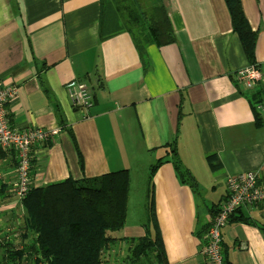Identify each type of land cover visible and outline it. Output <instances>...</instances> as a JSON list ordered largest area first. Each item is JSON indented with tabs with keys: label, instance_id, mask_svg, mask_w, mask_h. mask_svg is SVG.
Wrapping results in <instances>:
<instances>
[{
	"label": "crops",
	"instance_id": "crops-1",
	"mask_svg": "<svg viewBox=\"0 0 264 264\" xmlns=\"http://www.w3.org/2000/svg\"><path fill=\"white\" fill-rule=\"evenodd\" d=\"M162 1L176 40L163 47L149 45L142 59L128 33L100 42V0H0V82L17 87L9 106L13 126L59 130L51 145L33 147L34 186L130 171L123 229L133 227L126 238L144 236L138 215L148 199L149 167L164 154L161 147L179 134L183 163L204 191L203 208L167 162L154 176L156 215L168 264H207L201 247L214 216L211 207L219 210L225 199L227 177L255 171L264 182V128L255 126L245 86L236 78L250 64L233 32L226 1ZM242 3L258 32V85L264 92V0ZM40 73L72 134L62 129ZM75 80L94 92L88 115L69 97L67 85ZM209 154L221 162L216 170L207 162ZM17 161L14 150L0 151L3 235L21 206L10 190L17 180ZM131 209L134 220L128 222ZM236 215L249 221L223 228L222 245L232 264H264L259 227L264 204L247 205Z\"/></svg>",
	"mask_w": 264,
	"mask_h": 264
},
{
	"label": "trees",
	"instance_id": "trees-1",
	"mask_svg": "<svg viewBox=\"0 0 264 264\" xmlns=\"http://www.w3.org/2000/svg\"><path fill=\"white\" fill-rule=\"evenodd\" d=\"M150 1L149 9H145L139 0H100V42L128 33L142 59L149 45L163 47L174 43L175 32L163 1ZM225 1L233 32L239 36L249 64L259 68L256 59L258 32L251 27L242 0ZM39 78L42 89L54 100L62 129L72 134L44 75L40 73ZM258 81L251 89L244 85L243 94L250 103L255 126L264 128V92ZM178 136L173 143L161 147L164 154L149 167V222L144 236L129 239L133 244L128 256L130 264H143L144 260L154 264H168L155 205L154 176L160 167L164 163H172L179 181L188 185L196 196L200 193L199 181L180 156ZM47 144L51 145V142ZM206 159L212 170L219 168L221 162L216 154H209ZM79 163L83 169L80 153ZM34 164L33 159L32 180ZM130 184L131 175L127 169L79 180L70 177L45 186H34L32 183L21 201L26 216L23 223L19 224V235L22 233L26 242L32 238V242L20 249L8 239H0V242L6 243V252L0 255V264H104L106 253L122 239L114 233L122 231L126 225ZM211 212L214 216L218 212L215 206L211 207ZM238 221L249 220L236 214L231 216L230 222ZM259 227L264 236V222ZM223 253L225 263L232 264L228 250L224 247Z\"/></svg>",
	"mask_w": 264,
	"mask_h": 264
},
{
	"label": "built area",
	"instance_id": "built-area-1",
	"mask_svg": "<svg viewBox=\"0 0 264 264\" xmlns=\"http://www.w3.org/2000/svg\"><path fill=\"white\" fill-rule=\"evenodd\" d=\"M238 79L247 89H251L262 72L259 68L248 66L237 72ZM259 78V79H258ZM69 97L75 108L88 115L94 106V92L91 86L81 80L67 85ZM17 87L0 82V151L14 150L18 165L15 194L20 200L28 193L33 164V147L41 142L53 140L59 130H48L40 127L20 129L11 123L10 103L15 99ZM226 196L212 218L207 232L206 241L201 248L207 264H226L223 253V227L231 216L246 205L264 204V182L259 181L255 171L233 174L226 180Z\"/></svg>",
	"mask_w": 264,
	"mask_h": 264
},
{
	"label": "rangeland",
	"instance_id": "rangeland-1",
	"mask_svg": "<svg viewBox=\"0 0 264 264\" xmlns=\"http://www.w3.org/2000/svg\"><path fill=\"white\" fill-rule=\"evenodd\" d=\"M140 3L144 6L145 9H149L150 6V0H139ZM252 66V65H249ZM248 67V66H247ZM246 68V67H245ZM257 68V67H256ZM260 68V67H259ZM244 69V68H242ZM240 69V70H242ZM261 69V68H260ZM262 72V71H261ZM261 78V76H260ZM259 79V78H258ZM264 110V107H263ZM45 129V128H44ZM45 142H52V140L49 141H45ZM45 142H41V143H45ZM33 155V159H35V154L34 152L32 153ZM17 180H15L12 184H11V194H13L14 196H16V198L19 200V202H21L22 200H20V197L17 196V194H15V184H16ZM198 198V203L200 205V208H203V201H204V191L202 190V188H200V193L197 195ZM263 204V203H262ZM19 205V204H18ZM13 214L16 216V220L13 221V224L9 227L11 230L9 231H5L7 235H3L0 233V239H8L9 242H11V244H13L15 247H21L25 248V246L27 245V243L29 244L30 242H32V238H30L27 242L24 237V235L22 233H20L19 235V228L20 225L23 223V218L26 216V210L25 208L21 205L18 206ZM259 205V204H258ZM247 206V205H246ZM148 207H149V199L146 198V205L145 207L141 210V214L140 216L138 215V219L139 222L141 223L143 230L146 229V225L149 222V215H148ZM245 207V206H243ZM241 207L240 209H238L234 214H238L239 211L243 208ZM133 209L130 210V215H129V221L128 222H132L134 220V214H133ZM218 211V210H217ZM233 214V215H234ZM214 217V216H213ZM137 219V220H138ZM212 221V220H211ZM230 222V220H229ZM228 222V223H229ZM227 223V224H228ZM10 224V223H8ZM211 224V223H210ZM226 224V225H227ZM225 225V226H226ZM224 226V227H225ZM133 227V225H129V227H127V229H123L120 232H116L114 233V235L118 238H122L110 251H108L105 255V263L104 264H130V261L128 260V256L130 254L131 248L133 246V244L129 241L130 238H126L124 237L129 230ZM210 227V225H209ZM223 227V228H224ZM24 228V227H23ZM209 229V228H208ZM127 230V231H126ZM135 231H139L138 229H135ZM223 231V230H222ZM208 232V231H207ZM138 238V237H136ZM6 243H2L0 242V255H4L6 252ZM204 244V243H203ZM10 245V246H13ZM13 246V247H14ZM203 246V245H202ZM202 248V247H201ZM202 253V252H201ZM205 257V256H204ZM25 260V257L23 258ZM207 263V262H206ZM143 264H154L153 262H148L147 260L143 261Z\"/></svg>",
	"mask_w": 264,
	"mask_h": 264
}]
</instances>
